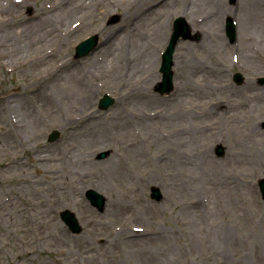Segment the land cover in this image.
I'll use <instances>...</instances> for the list:
<instances>
[{"label": "rangeland", "instance_id": "374dc122", "mask_svg": "<svg viewBox=\"0 0 264 264\" xmlns=\"http://www.w3.org/2000/svg\"><path fill=\"white\" fill-rule=\"evenodd\" d=\"M59 1L70 11L48 21L56 0H0V264H264V1L248 10L241 0H220L235 11L227 16L200 0ZM161 4L169 26L160 39L152 13ZM178 17L192 37L178 40L174 86L162 94V54ZM41 18L58 41L29 44ZM228 18L236 23L234 42ZM93 34L100 45L76 58V46ZM144 42L154 49L151 65L142 60L150 50ZM181 59L191 69L180 68ZM77 71H85L83 84ZM106 93L114 103L104 110ZM41 94L52 109L37 108ZM159 110L161 118H151ZM146 112L156 141L140 126ZM82 114L92 115L72 123ZM102 121L105 142L80 130ZM80 148L89 160L75 163ZM51 153L58 162L50 167L40 158ZM153 186L162 198L152 197ZM88 189L105 196L103 209L91 204ZM65 209L76 213L80 232L62 219Z\"/></svg>", "mask_w": 264, "mask_h": 264}, {"label": "bare ground", "instance_id": "6f19581e", "mask_svg": "<svg viewBox=\"0 0 264 264\" xmlns=\"http://www.w3.org/2000/svg\"><path fill=\"white\" fill-rule=\"evenodd\" d=\"M57 2H55V3H52L51 4V6H49V8H48V10L46 11V13L48 14L47 15V20L48 21H50L51 19H53V14H55V13H58L59 14V16L60 17H65L67 14H68V12L70 11V9L69 8H66L65 10L63 9V7H62V5H63V1H59V0H56ZM201 2H200V4L199 5H203V6H205V9H207V4H212L213 5V7L214 8H216L217 9V14L216 15H221L222 14V16H227V15H231L233 12H235L234 10H233V8H230V7H227L226 5H222L221 4V2H220V0H200ZM264 0H241V2H242V5L245 7V8H247L248 10L249 9H251L252 7H255L256 6V3H258V2H263ZM85 2H82V3H80V5H82V4H84ZM54 4V5H53ZM164 4V3H163ZM163 4H161L160 6L159 5H157V6H155V8L156 9H154V11H153V13H152V21H153V32L156 34V37H158V38H162L163 36H164V34L167 32V29H168V26H169V22H168V20H166V15L167 14H165L164 13V6H163ZM89 5H91V1H90V3H89ZM163 7V8H162ZM69 9V10H68ZM186 9V8H185ZM7 10V9H6ZM52 10H55V11H53V12H51ZM166 10V9H165ZM190 10V9H189ZM3 11H5V8H3V7H1L0 6V22L2 21V20H4L5 19V15H4V13H3ZM49 11V12H48ZM191 11H193L192 9H191ZM196 12V11H195ZM194 14V13H193ZM248 14H250L251 16H253V18H255V17H257L258 16V11H252V12H248ZM194 16V17H193ZM193 16H191L190 18L191 19H189L190 20V22L193 24L192 25V27L194 28L195 26H196V22H197V20H198V18H196V16L195 15H193ZM34 17H36L35 15H34ZM243 17H244V12H243ZM37 18H39V16H37ZM216 18H218V17H216ZM41 20H42V22L40 23V21H39V23H35V24H32L31 25V27H30V32H29V30H28V43L29 44H32V43H36L37 41H38V39H41V40H52V41H54V40H56V41H58V39H57V34H54V32H55V27L53 26L52 28H47V27H44V25H42V24H44V22L46 21L44 18L42 19L41 18ZM216 24H218V22H217V20L216 19H213L211 22H210V25L212 26L211 28H213V30H215L216 31ZM40 27H43L44 29H46L47 30V32H44L43 34L41 33L42 32V28H40ZM243 30H244V28H243ZM36 33V34H38V35H36V34H33V33ZM39 33H41V34H39ZM215 33V32H214ZM46 36V37H45ZM43 37H45L44 39H42ZM242 37H244V36H242ZM139 39H137V41H138ZM141 41H143L142 39H141ZM137 44H138V42H136ZM145 43V42H144ZM144 43H142L143 45V47H144V49L145 50H147L148 48H150V50H149V55L148 56H145V57H143L142 58V60L144 61V62H146L148 65H151L152 64V62H155L156 60H154V58H153V56H154V49L152 48V47H149V46H151L150 44L151 43H149V46L148 45H146V43L144 44ZM112 47V46H111ZM113 52H115V51H113ZM152 55V56H151ZM43 59V58H42ZM179 63H178V65H179V67L180 68H182V69H184V70H187V68H189L190 67V69H191V67H192V63H191V61L189 60V61H187V60H183V59H181V60H179L178 61ZM175 63V62H174ZM175 66H177V64L175 63ZM192 70H196L194 67L192 68ZM82 73H85V71L84 72H76L75 73V75H74V77L75 78H77L82 84H83V82H82V80L80 79V78H82L83 77V74ZM91 89V88H90ZM40 98L42 99V101H41V104H40V106L39 107H37V108H42V104L43 105H45L46 107H48L49 109H52V103H50L51 102V97L48 95V94H41L40 95ZM84 99H86V98H84ZM50 103V104H49ZM3 108V107H2ZM32 109H35L34 107H31V111L30 112H32ZM162 110H159L158 111V114L159 115H156V116H152L151 118H161V114H162ZM33 113V112H32ZM31 114H27V116H30ZM34 115V114H33ZM91 115L92 114H82V116H80V117H77V118H75L74 117V119H72V123H79V121L78 120H81V119H83V117L85 118H89V117H91ZM145 115H146V117H143L142 116V119H141V121L142 122H140V126H142V129L143 130H146L145 132L147 133V137H151V138H153V137H155V135H156V133L154 132V131H152V128L153 127H155V121L153 120V119H151V120H148V122H145V120H146V118L148 117V116H150V114L149 113H145ZM168 115V114H167ZM34 120H37V117H35V115H34V118H33ZM183 119L185 120V122L188 124L189 123V121H188V119L187 118H185L184 116H183ZM18 122V121H17ZM92 121L90 120V123H91ZM87 124V123H84V127L83 128H81L80 130H81V132L82 133H87L88 131H91L92 133H91V135L93 134V133H96V132H98L96 135H95V137H93L92 139H93V141H104L105 142V140L106 139H108V137H107V135H106V128L105 127H103V126H106L105 125V123H103V121L101 122V123H99V122H96L93 126H91V124ZM68 124H70V122L68 123ZM83 124V123H82ZM82 124H80V125H77V127H79V126H81ZM116 124H117V121H116ZM186 124V125H187ZM118 125H122V122H119V124ZM101 126V127H100ZM12 133L10 132L9 134H8V136L10 137V138H12L13 139V137H12ZM90 135V134H89ZM138 139H140V137H138ZM162 138H160V140H161ZM154 140L156 141V140H158V138H154ZM164 142V141H163ZM154 143V142H153ZM75 152H77V154H75V156L74 157H72V160L75 162V163H77V161H81V157L84 159V160H89V158H86L87 157V155L86 154H83V155H81V148L80 149H78V150H76ZM53 153H51V154H48V155H44V156H42L43 158H40V160L41 159H43L44 161H45V163L47 164V162L46 161H48V162H50L49 163V166L51 167V166H53V164L51 163V162H53L54 160H56L55 162L57 163L58 162V159H56V155H52ZM146 159V158H145ZM42 160V161H43ZM71 159H67L66 160V162H70V161H72ZM116 164H118V162L120 163V161H118V162H116V160H113ZM111 170H112V168H111ZM113 171V170H112ZM61 191H59V192H57V193H55V196L57 197V199H58V201L59 200H63V196H65V191H63L62 189H60ZM49 220H50V222L48 223V225H57L56 223H55V221L54 220H51L50 219V217H49ZM33 225V224H32ZM140 229V228H139ZM139 229H137L138 231H136V230H134L135 232H134V234L136 235V236H140V235H143V237H145V234L147 233V231H145V230H143V232H139ZM62 228L61 227H59V228H57V233H55V235L57 236V238L58 239H60V236H63V235H65L62 231ZM66 242H68L67 240H64V242H62L63 244L62 245H64V246H66ZM68 244L69 243H67V246H68ZM144 245V244H143ZM147 246V245H146ZM63 247V246H62ZM147 248V247H146ZM148 249V248H147ZM31 252H33V251H31ZM153 258V257H152ZM92 262V261H91ZM45 264V263H44Z\"/></svg>", "mask_w": 264, "mask_h": 264}, {"label": "water", "instance_id": "95a60500", "mask_svg": "<svg viewBox=\"0 0 264 264\" xmlns=\"http://www.w3.org/2000/svg\"><path fill=\"white\" fill-rule=\"evenodd\" d=\"M183 19H178L176 22V31L172 37V40L170 42V45L168 47L167 52L164 54V62L162 65V72H163V80L160 84V91H170L173 87V73L171 71V66H172V55L174 51L175 44L177 40L179 39V34H186L187 27H182L184 22ZM231 24V22H230ZM232 25V24H231ZM231 35L234 36V29L231 26ZM97 41V36L91 37L87 39L86 41L82 42L78 48H77V56H83L88 54L92 49H94ZM239 80L242 79V77L239 75L238 76ZM112 103V98L109 96H106L102 101H101V106L102 107H108ZM58 136V133L55 132L51 135V139H55ZM261 189L264 194V179L261 180L260 183ZM87 196L88 198L92 201L94 205H96L98 208L103 209L105 205V197L97 192L96 190L90 189L87 191ZM153 196L156 198H160L161 194L158 189L153 190ZM62 218L66 221V223L70 226V228L74 232H80L82 230V227L80 226L76 215L71 212L70 210H66L62 212Z\"/></svg>", "mask_w": 264, "mask_h": 264}]
</instances>
